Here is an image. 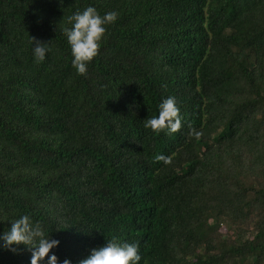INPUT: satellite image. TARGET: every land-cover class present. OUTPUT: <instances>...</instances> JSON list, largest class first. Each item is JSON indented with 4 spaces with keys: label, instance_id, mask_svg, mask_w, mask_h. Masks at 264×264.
Returning <instances> with one entry per match:
<instances>
[{
    "label": "trees",
    "instance_id": "obj_1",
    "mask_svg": "<svg viewBox=\"0 0 264 264\" xmlns=\"http://www.w3.org/2000/svg\"><path fill=\"white\" fill-rule=\"evenodd\" d=\"M88 6L119 15L81 76L64 29ZM169 96L181 129L145 128ZM23 215L59 264L113 237L139 264H264V0H0V236Z\"/></svg>",
    "mask_w": 264,
    "mask_h": 264
},
{
    "label": "clouds",
    "instance_id": "obj_2",
    "mask_svg": "<svg viewBox=\"0 0 264 264\" xmlns=\"http://www.w3.org/2000/svg\"><path fill=\"white\" fill-rule=\"evenodd\" d=\"M115 11L101 15L93 6L86 7L83 11H77L68 17L71 28H65L64 33L71 48L73 56L72 66L77 74L87 75L88 64L99 54L101 42L107 32V26L115 24L118 19ZM34 44L33 54L37 63L43 62L51 51V42H44L32 37ZM158 116L144 120V127L153 132L167 131L169 135L178 132L182 127L180 108L174 96L162 100L158 106ZM199 140L202 133L192 129L189 133ZM156 162L166 165L172 163L171 156L158 154L154 157ZM60 241L45 235L44 227L39 222H33L28 215L12 221L11 228L0 236V247L17 253L19 245H25L32 253L31 264H40L41 260L48 258L49 264H59L57 255H49L58 247ZM139 243H121L116 237L107 239L104 246L91 250L89 256L79 261V264H139ZM63 264H72L70 259H65Z\"/></svg>",
    "mask_w": 264,
    "mask_h": 264
}]
</instances>
